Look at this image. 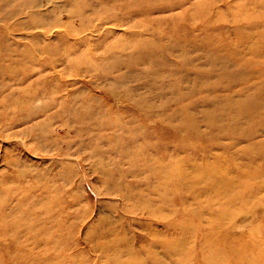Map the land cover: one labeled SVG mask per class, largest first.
<instances>
[{
	"label": "rangeland",
	"instance_id": "obj_1",
	"mask_svg": "<svg viewBox=\"0 0 264 264\" xmlns=\"http://www.w3.org/2000/svg\"><path fill=\"white\" fill-rule=\"evenodd\" d=\"M115 2L0 0V264H264V0Z\"/></svg>",
	"mask_w": 264,
	"mask_h": 264
},
{
	"label": "bare ground",
	"instance_id": "obj_2",
	"mask_svg": "<svg viewBox=\"0 0 264 264\" xmlns=\"http://www.w3.org/2000/svg\"><path fill=\"white\" fill-rule=\"evenodd\" d=\"M99 1H101V0H99ZM109 2H111L110 4H103L102 5V7H101V11H99V13H104L105 12V10L107 11V10H114V9H116V8H119V5H117V3L115 2V0H108ZM95 4L97 5V4H99V2L97 1V2H95ZM80 5V3L79 2H76V4H75V6H79ZM92 7V5H91V3H90V1H85V3H83L82 4V7L81 6H79V7H76V14L77 15H80V13H81V18L80 19H83L84 17H85V15L83 14V13H85V10H88L89 8H91ZM87 8V9H86ZM10 10H12V9H10ZM13 11V10H12ZM75 13H72V15L73 14H75ZM80 17V16H79ZM110 17V16H109ZM103 19V18H102ZM103 20H105V19H103ZM82 23V22H81ZM83 25V24H82ZM88 26V25H87ZM83 28H85V27H83ZM85 30V29H84ZM70 49H71V47H70ZM59 52V51H58ZM61 52V51H60ZM61 54H62V52H61ZM61 56V55H60ZM62 57V56H61ZM9 59V58H8ZM161 68V67H160ZM222 70V69H221ZM220 72H222V71H220ZM224 73V72H223ZM222 73V74H223ZM224 75V74H223ZM22 77H26V76H22ZM19 78V77H18ZM17 78V79H18ZM66 79V78H65ZM3 80V79H2ZM116 80V79H115ZM53 93V92H52ZM250 107V106H249ZM248 107V108H249ZM247 111V110H246ZM239 112V111H238ZM216 127V126H215ZM255 128V127H254ZM256 129V128H255ZM258 129V128H257ZM162 139H163V136L160 134V135H158L157 136V138L155 139V141L153 142V143H151V144H147V143H145L144 145H143V161L144 162H149V164H148V166L144 169V172H147L148 173V175H146L145 177H144V179H146V181H147V179H148V177L149 176H153V179H154V181L153 182H156V180H157V184H155L154 186V188L151 190L152 192H154L155 194H157V196H159V201H153V202H155L154 204H152V205H150V207H147V208H144L143 207V209H145L144 211H141V216H144L145 214L147 215V217L148 216H155V210L156 209H154L153 208V206L155 207V206H157V204L158 203H160V205H163V204H166V203H168L169 201V199L172 197V196H174V195H176V188H177V184L178 183H176V182H172V183H170V184H167V186H166V182H163L162 181V179H166L167 177H166V175L164 174V172H165V168L164 167H168V165H171V164H166V163H162L161 162V158L164 160V158H165V155L167 156V155H169V154H171V153H169L168 152V149L167 148H163V150H164V154H158L159 153V143H161V141H162ZM258 145V144H257ZM262 145V144H261ZM170 146H172V145H170ZM138 147V145H135V146H133L132 147V149H136ZM107 152V150H105L104 151V153H106ZM253 154V153H252ZM189 155V154H188ZM190 157V156H189ZM169 158H171L170 157V155H169ZM260 159V158H259ZM186 160V159H185ZM189 160V159H188ZM136 157H132L131 159H130V163L131 164H136ZM164 161H166V160H164ZM191 162H194V160H190ZM192 164H194V163H192ZM174 165L175 166H180V168L181 167H183V166H181L182 165V161L180 162L179 160L178 161H176L175 163H174ZM212 164H210L208 167H210ZM185 169H187L186 167H184ZM190 168V167H189ZM133 172V171H132ZM173 172H174V170H173ZM182 174V173H181ZM211 178V175L210 176H208L207 178ZM185 178V177H184ZM192 178V177H191ZM152 179V178H151ZM156 179V180H155ZM170 178H168V180H169ZM187 180V179H186ZM201 180H205V179H201ZM200 181V180H199ZM222 183H224V182H222ZM226 183V182H225ZM138 184V182H135V184H134V186H136ZM186 187H187V185H186ZM214 187V186H213ZM123 188V187H122ZM121 188V189H122ZM133 191H131V194H130V196H131V198L132 197H135V194L134 193H132ZM179 193V192H178ZM181 193V192H180ZM136 197L138 198L139 197V195L136 193ZM179 196H181V195H179ZM182 197V196H181ZM178 198V197H177ZM176 199V198H175ZM126 200H129V198H127ZM151 201V200H150ZM135 204H136V202H135ZM223 204V203H222ZM235 204V203H234ZM134 205V204H133ZM159 205V204H158ZM208 205V204H207ZM236 205V204H235ZM139 206V205H138ZM172 206V205H171ZM220 206H221V204H220ZM217 208V207H216ZM174 209V208H173ZM216 210V209H215ZM175 211V210H174ZM218 211V210H217ZM166 212V211H165ZM172 212V211H171ZM214 212V211H213ZM187 213V212H186ZM184 214V213H183ZM216 215V214H215ZM236 217V216H235ZM211 219V218H210ZM223 219V218H222ZM191 220V219H190ZM220 220V219H219ZM170 221V220H169ZM224 221V220H223ZM175 222V221H174ZM222 222V221H221ZM167 224V223H166ZM105 228H103V229H101V231H100V234H103V232L105 233L106 232V230H104ZM169 229H170V227H169ZM104 230V231H103ZM149 230V229H148ZM152 232V231H151ZM160 232V231H159ZM166 234V233H165ZM149 235H151V234H149ZM155 235H153V237H154ZM156 236H158V235H156ZM163 236V235H162ZM262 236V235H261ZM160 238V237H159ZM113 240H114V238H113ZM161 242V241H160ZM167 243V242H166ZM167 245V244H166ZM174 245V244H173Z\"/></svg>",
	"mask_w": 264,
	"mask_h": 264
}]
</instances>
